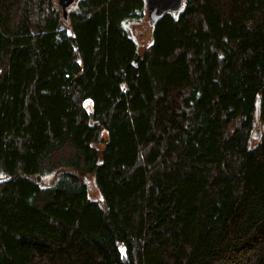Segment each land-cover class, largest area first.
<instances>
[{"label": "trees", "instance_id": "16d2710c", "mask_svg": "<svg viewBox=\"0 0 264 264\" xmlns=\"http://www.w3.org/2000/svg\"><path fill=\"white\" fill-rule=\"evenodd\" d=\"M145 16L0 0V264H264V0Z\"/></svg>", "mask_w": 264, "mask_h": 264}, {"label": "water", "instance_id": "95a60500", "mask_svg": "<svg viewBox=\"0 0 264 264\" xmlns=\"http://www.w3.org/2000/svg\"><path fill=\"white\" fill-rule=\"evenodd\" d=\"M63 18L67 21L70 10L77 0H57ZM185 0H146L147 15L153 27L168 13H179L183 10Z\"/></svg>", "mask_w": 264, "mask_h": 264}, {"label": "rangeland", "instance_id": "374dc122", "mask_svg": "<svg viewBox=\"0 0 264 264\" xmlns=\"http://www.w3.org/2000/svg\"><path fill=\"white\" fill-rule=\"evenodd\" d=\"M57 1V0H56ZM58 4V3H57ZM131 31L134 34L136 40L142 44L146 45L151 40V28L149 27V20L147 15V6H146V16L143 23H136L135 25L131 26ZM86 108L88 111H92L93 103L89 100L86 102ZM106 138V136H105ZM4 180L3 172L0 170V183Z\"/></svg>", "mask_w": 264, "mask_h": 264}]
</instances>
